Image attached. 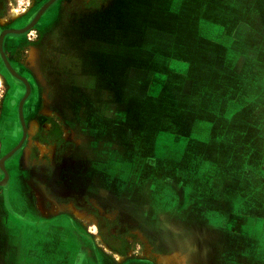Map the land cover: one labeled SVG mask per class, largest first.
<instances>
[{
    "label": "crops",
    "instance_id": "1",
    "mask_svg": "<svg viewBox=\"0 0 264 264\" xmlns=\"http://www.w3.org/2000/svg\"><path fill=\"white\" fill-rule=\"evenodd\" d=\"M73 1L62 0L61 9ZM118 4L86 19L81 56L78 50L74 56L64 55L63 64L50 65L65 72L62 86L73 87L82 95L101 91L111 95L105 102L103 98L82 100L88 111L82 118L64 120L71 125L67 130L62 125L55 145H73V158L88 165L91 202L100 189L99 175L122 179L129 189L142 185L149 203L169 211L176 222L198 225L199 217L206 222L193 233L195 244L207 242L211 249L222 252L223 260L231 248L244 250L253 263L247 241L264 235V217L260 216L264 215V201L255 203L261 213L243 210L241 205L250 200L238 189L250 188L251 195L254 189L258 197L264 196V0H118ZM50 6L40 17L43 26L54 21V7H59ZM29 50L30 45L24 65L31 71ZM40 54L38 50L37 65L43 73L33 70L35 90L51 92L44 71L47 65L40 64ZM119 70L125 71V77L118 97L115 86L106 87L99 75L114 82ZM38 99L35 108L44 105V99ZM88 114L100 118L101 125L93 126ZM43 118L42 124L54 125V117ZM72 130L74 138L69 139L67 133ZM102 139L107 141L99 145ZM109 139L139 141V149L150 142L156 170L169 168L170 174L164 172L154 189L150 180L140 177L146 170L141 166L142 156L131 154L127 160L116 161L115 145ZM195 143L202 156L197 176L208 187L207 196H199L195 177H191L193 169L180 166ZM120 148L130 150L126 145ZM31 180L42 183L30 179L27 170L17 172L5 193L11 213L16 215H11L15 228L24 235L42 232L47 245L60 250L69 237L84 241L77 233L84 218L69 205L87 217L92 215L89 210L77 204V199L52 190L44 202L46 215ZM217 182L220 188L230 189L227 197L214 191ZM123 196L129 198L130 190ZM27 220L34 224H26ZM84 244L88 247L86 241Z\"/></svg>",
    "mask_w": 264,
    "mask_h": 264
},
{
    "label": "rangeland",
    "instance_id": "2",
    "mask_svg": "<svg viewBox=\"0 0 264 264\" xmlns=\"http://www.w3.org/2000/svg\"><path fill=\"white\" fill-rule=\"evenodd\" d=\"M44 1L45 0H0V30L3 28L17 29L18 27L23 26L28 22V20H30V17H32ZM115 4L119 6L118 0H78L77 5L74 4L71 7L70 5L67 7L64 6L63 10L61 9L62 4H58L60 8L55 6V10L52 13L54 21L44 25L43 30L45 32V37L40 38L36 42L34 34H38V31L37 29H34L30 30L27 34L19 36L23 43L20 47L21 50H16L12 43L9 46L12 55H14V52L16 51L15 55L20 58L24 57L23 54H27L30 44L36 43L39 46L42 58L41 63L47 65L44 68V71L48 82L52 87L57 89L55 92H47L46 94L49 95L52 100L54 98V104L57 110L56 112L58 113L56 116L61 119V123L65 130H67L66 127H70L71 124L66 123L64 120H74L85 116L84 114H86L85 112L88 111V109L81 105L84 101L103 98V102H105L111 97V95L110 92L102 91L95 94L87 93L82 95L73 90V87L62 86L60 84L63 81V75L65 72L61 74L59 68L52 67L50 65L58 64L60 61V63L63 64L60 59L64 55L69 54L74 56L77 54L78 50V55L80 54L81 56L82 53L80 50V43L82 38L84 39L83 35H85L84 33L82 34V32L85 31V28L83 27L84 22L86 19H89L90 14L98 10H105L109 7H113ZM38 13L39 10L36 15ZM39 25L42 29V24ZM27 26L28 25H26L25 28ZM33 48L37 50V56L35 58L31 57V50ZM1 59L2 58H0V68L3 67ZM29 59L32 63V70H34L35 73H39L37 65L38 48L35 45H31L30 47ZM117 74L118 76L114 77V82L111 80L109 81L106 77L100 75L99 79L101 82L103 78L105 80L103 82L104 85L107 87L108 84L109 89H112L113 86H115L116 96L119 97L122 92L120 89L123 88L122 80L125 77V71L119 70ZM9 86L10 82H7V79L3 78L2 73L0 72V121L3 115L5 116L4 113L7 112L10 114L16 109L12 105L11 101L13 99L17 101L21 94L16 89L11 91ZM43 111L45 113H50V109L47 104L43 107ZM88 117L91 118L90 120L93 123L92 125L96 128L101 125L98 122L100 118L96 117V115L89 116L88 114ZM14 125V123H11L10 126L0 124V127L2 126L4 130L9 131L10 127L12 128ZM35 126L36 121H30L28 133H34ZM48 127L49 126L46 125L47 129ZM100 132L102 131L100 130ZM53 134L56 137L60 136L62 134L60 127L55 128V132H53ZM74 134V130L68 132L67 138L73 139ZM38 135L46 137V134L44 133H38ZM10 136L11 135L8 134V138H3V140L0 139V158L5 155L10 147ZM106 141L107 139H102L98 142L100 143L99 145H104ZM109 141L112 145H115L114 158L116 161L122 162L124 159L127 160L131 154L142 156L141 166L146 167V170L141 172L140 177L150 180L148 183H151L154 189H157L156 187L160 184L161 179L165 177L164 172L165 174H170L171 171L169 168L156 170L155 167H158V163L153 158L154 155L151 153L150 142L147 143L143 140L146 143L141 144L142 147L139 149V141H124L120 139H109ZM119 144L126 145L127 149H130L129 152L120 148ZM33 145L32 140H29V148L26 146L25 154L22 158L23 167H28V155L31 154V152L29 154V151L33 150V156H36V159L30 161V163L46 168L45 173H42V177L46 176L49 178V180L55 185L54 188L58 194L68 197H76L80 203L79 205H82L93 212L97 209L99 215L96 217L93 213H91L92 215L87 217L84 211L75 208L71 203L69 206L72 211L76 213L77 216L84 218L78 226L79 232L77 231V233L79 236L82 234L87 239L86 240L81 236L82 239L86 241L88 247L84 246V241L78 238L69 237L63 241L61 245L62 250H60L54 245H47L46 235L44 233L36 232L32 238L33 242L31 243L32 245L29 252L24 246L25 238H17L13 234V230L11 229L12 224L9 220H7V211L5 210L4 205L0 202V264H78L82 261L86 264L264 263V235L259 240L247 241L250 246L249 249L252 251V253H250V257H254L253 263L247 259V255L244 250L235 251V249L232 250V248L230 252L225 253L224 256L226 259L222 260L220 258L222 252H220L217 248L213 249L212 247L211 249L210 246H208V243L203 242V240H200L195 244V239L192 238L193 233L200 231L206 223L201 217L197 220V222L200 223L198 225L196 222L190 224H187L186 222H176L169 215V211L152 202L149 203L147 191L144 190L142 186L129 189L127 185L125 186L126 183L122 179L118 180L115 177L110 178L106 174L101 175L100 179L97 181L100 186V189H96L97 199L89 203L88 185L90 183V177L88 176V165L85 161L77 162V160L73 158L74 146L67 143L61 149L56 148L54 145L48 148L46 147L47 145L39 143L38 141L33 143ZM199 146V143H195L193 146L194 149L191 152L188 150V154L184 156L180 166L185 165L186 167L182 168H190V170L193 169L191 177L192 175L195 177L196 181L194 183L195 186L198 187L199 196L201 197L209 194L207 193L208 187H206V185L197 176L198 168L200 167L202 161ZM132 150H134L133 153H131ZM133 155L131 157H133ZM4 158H2V160ZM2 160L0 161V167ZM261 160L262 159L258 162ZM3 165L9 178L10 172L4 163ZM49 169L52 171L51 174H48ZM2 170L4 171L3 168ZM120 174L123 173L120 172ZM64 177H66V184L62 183L61 185H56V183ZM168 181L172 182L171 179ZM101 185L103 187L102 189ZM34 186L37 196L39 197V202L42 205V209L45 214L48 215L49 212L45 209L44 202L46 198H49V196H47L44 186L35 183ZM128 190H130V196L129 198L125 197L124 199V196L121 195H123L124 192H128ZM250 190V188L238 189V193L242 192L243 196H249L248 199L250 200L248 204H243L240 208H243V210H258L260 213L263 212L260 209V206H255V203H257L260 199L261 201H264V196L261 195L258 197V194L254 191V189L253 194L251 195ZM214 191L218 194H223L218 196L227 197L230 189L220 188L218 183V188ZM151 199L154 201L153 198ZM155 202L157 201L155 200ZM250 203L253 204L251 205ZM60 206L62 209V205ZM58 207L57 210H60ZM53 212L57 213V211ZM211 214L218 213L217 211H212ZM262 214H264V212ZM260 216L264 217V215ZM243 242L244 241H241L242 244ZM228 244L231 243L228 242ZM44 245L47 246V249L45 250L50 254L47 255V253L43 251L41 253L37 252V250ZM173 253H177L180 256L176 257V255H171ZM32 254L35 259L37 258L35 256L37 254L40 257V260L32 262L27 261L26 259H28V257H32ZM159 254L168 255L158 256Z\"/></svg>",
    "mask_w": 264,
    "mask_h": 264
},
{
    "label": "flooded vegetation",
    "instance_id": "3",
    "mask_svg": "<svg viewBox=\"0 0 264 264\" xmlns=\"http://www.w3.org/2000/svg\"><path fill=\"white\" fill-rule=\"evenodd\" d=\"M47 1L48 0H45L44 3H46ZM61 1L62 0H56L53 4L58 5V4L61 3ZM77 2H78V0H74L73 2H71L70 7L73 6L74 4L77 5ZM42 5L40 7H38V9L35 11V13L32 15V17H30V20H28L27 23H25L21 27H18L17 29L23 28L26 25H28L30 23V21L34 18V16L36 15L38 10L42 7ZM48 11H49V8L46 10L45 13H47ZM45 13H44V15H45ZM41 17H43V16H41ZM41 19L42 18H40L39 20H41ZM39 20L37 21V23L32 28H30L29 30H27V31H25L23 33H7L5 35V37H4L3 45H2L4 53H5L8 61L16 69L18 74L26 79L28 85L30 86L29 89H28L27 85L25 84V82L23 80L18 79L17 77H14L13 75H11V73L8 71L7 66L4 63V60H3L1 52H0V58H2L1 60H2V63H3V67L0 68V72L2 73L3 78H6L7 82H10V86L9 87L11 88L10 89L11 91L16 89L18 92L21 93L17 101L15 99H13L11 101L12 105L16 109L13 110V112H11L10 114L7 113V112L4 113L5 116L3 115V117H2V119L0 121V124H6V125H9V126H10L11 123L15 124L14 127H12V128L10 127L9 131L8 130L7 131L4 130V128L2 126L0 127V139L1 140H3V138H8V134L11 135L10 136V139H11L10 147L7 150V152L5 153L4 156H6L12 149H14L18 144L21 143L20 147L9 158H7L4 161L5 166L7 167V169L10 172V177L8 178V180L5 182L4 185H0V202L2 203V205H4V208L7 211V214H8L7 220H9L11 222V224H12V228L11 229L13 230V234L17 238H25L24 246L26 247L27 251H29V252H30L31 245H32L31 243L33 242L32 238L35 235V233L31 234V235H24L25 233L23 231L19 232L18 228H15V226L12 223L11 215H14V216H16V215L14 213L13 214L11 213L12 209L10 207L9 200L6 199V195L7 194H5V193H7V190L11 186V183L15 180V176H16L17 172L19 173V172H23V170H27V173H28L30 179L36 178L38 181L42 182V183H39V182L35 183L33 180H31L33 182L32 183L30 181L31 187L35 189L34 183L35 184H40V185L44 186V189H45V192H46L47 196L51 197V194H53L52 190L55 191V188H54L55 185L49 180L48 177H46V176L42 177L43 176L42 173L43 172L45 173V170H46L45 167L36 166L35 164L30 163V161H33V159L34 160L36 159V156H33V150L29 151V154H30V152H31V154L28 155V163H29L28 167H26V168L23 167L22 158H23V156L25 154L26 146L29 148V146H28L29 140H32V145H33V143L38 141L39 143H43L44 145H47L46 147H48V148L52 147L53 145L56 146L55 145V144H57L56 140L59 137H61V135L56 137L53 134V132H55V128H59L60 127L61 131H63L62 130L63 128H62L61 119H59L56 116V114H58V113L56 112L57 110H56V107H55V104H54V98L52 100V98H50L49 95L46 94L47 92H45V91L38 92V91L35 90L37 81H33V78H32L33 77L32 76L33 75V70H32V68H30L31 71L28 70L26 68V66L24 65V63H25L24 58L26 59L28 57V54H23L24 57L20 58L17 55H15V52H16L15 51L14 55H12V53L10 52L11 50L9 49V46L12 43L15 46L16 50H21L20 47H21V45L23 43H22V40H20L19 36H22L24 34L29 33L30 30L37 29L38 34H34V39H35L36 42L40 38L45 37V32L43 30L44 26L42 25V29H41L40 26H38L39 23H40ZM4 29H9V28L1 29L0 30V34H1V32ZM31 45H35L38 48V50L40 51V48H39V46L36 43L30 44V47H31ZM27 52H28V50H27ZM39 59H40V64L42 65V63H41L42 62L41 54H40ZM38 69H39L40 73H43L42 67L39 66ZM8 76H9V78H8ZM47 81L48 80H46V82ZM47 83L49 84V82H47ZM49 86L51 87V89H53L51 92L57 91V89H55V87H52L51 85H48V87ZM28 90H29V92H28V94L26 96V93H27ZM39 96H40L41 99L42 98L44 99L43 100L44 105L41 107V105L39 106V104H38V108H35L34 101H36V102H37V100L40 101L38 99ZM23 99H24V101L22 103V117H21L20 104H21ZM51 103H52L53 108L51 107ZM46 104L48 105V107L50 109V113H45L43 111V107ZM45 115H50L51 117H54V119H55L54 120V125L51 126V125L47 124V122L42 124L41 121H43V120H41V119H44L43 116H45ZM32 120L36 121V126H35V130L36 131L34 130V133L30 134V133H28V127L30 126V121H32ZM46 125L49 126L48 129L46 128ZM38 133H44V134H46V137L40 136V135H38ZM62 145L64 146L66 144H62ZM63 146H56V148L61 149ZM4 156H2L0 158V161L2 160V158ZM51 173H52V171H51V169H49V173L48 174H51ZM100 176L101 175L97 176L98 178L96 179V182L98 181V179H100ZM4 178H5V173L2 170V168L0 167V181H2ZM65 180H66V177H64L62 180L58 181L56 183V185L57 184L61 185L62 183L66 184ZM97 184H98V182H97ZM140 186H142V185H140ZM102 188L103 187L101 185V189ZM143 189H144V187H143ZM63 196H65V195H63ZM121 196H123V195H121ZM70 197H72V196H70ZM72 198H73V200L77 199L76 197H72ZM152 198L153 199L155 198V192H153ZM38 199H39V197H38ZM124 199H125V197H124ZM88 202L89 203L91 202L90 199H89V196H88ZM78 204H80L79 201H78ZM86 209L89 210L88 208H86ZM89 212L93 213L96 217H98V215H99L97 209L94 212L89 210ZM33 222L34 221H32V220L31 221L27 220V222H25V223L26 224L27 223L34 224ZM45 249H47V247L46 248H42L41 247V248H39L37 250V252L41 253L43 251V252L47 253V251ZM48 254H50V253H47V255ZM35 256L37 258L39 257L37 254ZM37 258L35 259L34 255L32 254V257H28V259H26V260L29 261V262L39 261L40 257L38 259ZM78 264H86V263H83V261H82L81 263H78Z\"/></svg>",
    "mask_w": 264,
    "mask_h": 264
},
{
    "label": "water",
    "instance_id": "4",
    "mask_svg": "<svg viewBox=\"0 0 264 264\" xmlns=\"http://www.w3.org/2000/svg\"><path fill=\"white\" fill-rule=\"evenodd\" d=\"M56 0H48L46 3H44L43 5H42V7L39 9V13L37 14V15H35L34 16V18L30 21V23L28 24V29L27 30H29L30 28H32L35 24H36V22L40 19V17L44 14V12L47 10V8L50 6V5H52L54 2H55ZM25 28V27H24ZM24 28H21V29H9L5 34H4V36L2 37V39L0 38V52H1V55H2V58H3V60H4V63H5V65L7 66V68L10 70V71H13L12 70V68H11V65H10V62L8 61V59H7V57H6V55H5V53H4V50H3V40H4V37H5V35L7 34V33H23V32H25V31H27V30H23L22 31V29H24ZM1 35V34H0ZM14 73V72H13ZM18 79H21V80H23V81H26V79L25 78H23L22 76H20V75H18V76H16ZM27 82V81H26ZM25 82V83H26ZM27 96V95H26ZM25 96V97H26ZM24 97V98H25ZM23 101H24V99L22 100V102H21V104H20V113H21V117H22V103H23ZM20 145H21V143L20 144H18L14 149H12L7 155H6V159L8 158V157H10L19 147H20ZM5 157V156H4ZM3 157V158H4ZM5 159V160H6ZM5 184V182L2 180V181H0V185H4Z\"/></svg>",
    "mask_w": 264,
    "mask_h": 264
},
{
    "label": "bare ground",
    "instance_id": "5",
    "mask_svg": "<svg viewBox=\"0 0 264 264\" xmlns=\"http://www.w3.org/2000/svg\"><path fill=\"white\" fill-rule=\"evenodd\" d=\"M29 27V26H28ZM28 27H26V28H24V29H22V31L23 30H27L28 29ZM9 29H7V30H4L2 33H1V35H0V38L2 39V37L4 36V34L8 31ZM1 41V40H0ZM37 50L35 49V48H33L32 50H31V57H33V58H35L36 56H37V52H36ZM11 65V64H10ZM11 68H12V70L13 71H10L9 69V72L14 76V77H16V76H18L19 74H18V72L12 67V65H11ZM14 72V73H13ZM24 82H26V81H24ZM26 85H27V87H28V89L30 88V86L28 85V83L26 82L25 83ZM28 92H29V90L27 91V93H26V95L28 94ZM5 159H6V157L2 160V162H1V167L4 169V171H5V173H6V178L3 180L4 182H6L7 181V179H8V173L6 172V170H5V168H4V165H3V163H4V161H5ZM168 255V254H167ZM169 257V256H168Z\"/></svg>",
    "mask_w": 264,
    "mask_h": 264
}]
</instances>
